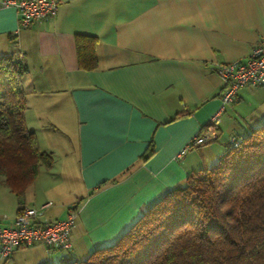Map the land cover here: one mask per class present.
Here are the masks:
<instances>
[{
	"label": "crops",
	"instance_id": "crops-1",
	"mask_svg": "<svg viewBox=\"0 0 264 264\" xmlns=\"http://www.w3.org/2000/svg\"><path fill=\"white\" fill-rule=\"evenodd\" d=\"M49 19L19 26L0 0V55L26 66L25 124L51 155L19 199L0 184V226L46 202L41 220L76 214L68 250L41 243L0 264H62L116 241L188 174L208 168L234 134L264 124V85L221 106L220 64L264 40V0H58ZM92 36L90 68L77 37ZM82 38L80 48L88 42ZM207 140L177 153L196 135Z\"/></svg>",
	"mask_w": 264,
	"mask_h": 264
},
{
	"label": "trees",
	"instance_id": "trees-1",
	"mask_svg": "<svg viewBox=\"0 0 264 264\" xmlns=\"http://www.w3.org/2000/svg\"><path fill=\"white\" fill-rule=\"evenodd\" d=\"M93 42L77 37L82 68L92 67ZM26 72L14 54L0 55V184L19 199L52 162L25 124ZM62 264H264V124L232 135L216 163L190 172L116 241Z\"/></svg>",
	"mask_w": 264,
	"mask_h": 264
},
{
	"label": "built area",
	"instance_id": "built-area-1",
	"mask_svg": "<svg viewBox=\"0 0 264 264\" xmlns=\"http://www.w3.org/2000/svg\"><path fill=\"white\" fill-rule=\"evenodd\" d=\"M58 0H2L4 7H13L19 14V26L28 27L37 20L52 18L58 10ZM217 73L222 80L221 106L211 116L210 123L217 127L224 107L236 99L237 91L243 86L264 85V40L257 43L246 59L220 64ZM207 140L202 134L194 136L177 153L181 157L187 149ZM46 202L39 207L23 206L11 225L0 226V257L9 258L19 247L41 243L48 250H67L71 246L70 234L76 214L69 211L64 219L41 220Z\"/></svg>",
	"mask_w": 264,
	"mask_h": 264
}]
</instances>
